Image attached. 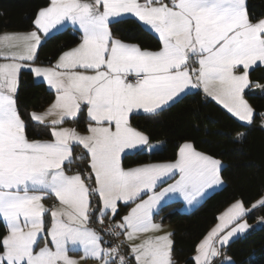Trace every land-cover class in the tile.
<instances>
[{"label": "snow or ice", "instance_id": "1", "mask_svg": "<svg viewBox=\"0 0 264 264\" xmlns=\"http://www.w3.org/2000/svg\"><path fill=\"white\" fill-rule=\"evenodd\" d=\"M125 14L158 34V50L113 36L110 24ZM68 22L81 33L80 42L63 51L54 65L33 67L44 38ZM33 25L28 33L0 36V58L8 61L0 63V220L7 227L0 237V264H79L68 255L70 250L83 251L81 259L101 264H127L118 246L102 247V237L88 226L93 194L103 205L100 223L108 210L115 215L119 201L139 200L115 227L123 230L126 241L139 240L130 243L136 264H174V233L143 239L140 234L161 229L153 222V212L172 201V194L192 205L207 189L222 184L223 165L185 141L172 162L125 168L122 155L127 152L161 148L131 125L130 115H155L182 94L202 88L240 121L251 123L254 109L243 94L250 66L264 64V19L252 22L246 0H50ZM192 57L198 68L190 67ZM238 66L244 69L241 74L234 72ZM22 68L55 92L44 112L29 114L34 123L50 127V139H30L26 133L17 102ZM82 106L92 122L87 134L60 126L68 118L77 119ZM74 145L86 150L87 179L94 178V187L80 172L69 175L65 170L73 162ZM143 195L147 198L141 199ZM49 196L60 206L47 208L42 201ZM257 207H264V198L251 209L238 199L219 214L218 223L196 245L195 264H213L221 248L250 228L243 218ZM40 238L45 240L42 247ZM221 264L234 261L225 257Z\"/></svg>", "mask_w": 264, "mask_h": 264}, {"label": "trees", "instance_id": "2", "mask_svg": "<svg viewBox=\"0 0 264 264\" xmlns=\"http://www.w3.org/2000/svg\"><path fill=\"white\" fill-rule=\"evenodd\" d=\"M49 3L50 0H0V32L34 29L36 14ZM246 6L252 21L264 17V0H246ZM110 28L114 37L137 43L144 49L157 50L161 46L158 36L133 16L117 19L110 24ZM80 35L72 27L52 33L39 46L34 63L52 64L63 51L80 42ZM249 78L251 84L245 90V96L255 112L253 121L249 124L238 120L202 90L187 92L155 115L134 113L130 117L131 124L146 133L150 141H163V145L157 151L126 153L123 156L125 167L175 159L178 145L185 141L192 142L198 151L223 161L221 177L224 185L221 188L208 194L189 212H182V201L175 200L161 206L156 214L163 223L172 226V254L176 263L195 264L196 245L228 205L239 199L250 208L264 196V93L258 89L259 86H264V65L252 68ZM54 98V90H50L45 82L37 81L33 72L29 69L21 71L17 102L30 139L51 138L50 127L34 123L29 114L45 109ZM89 122L86 106L82 107L78 118L72 120L73 125L81 130H86ZM240 133H243V137L238 139L237 134ZM75 152L79 151L76 149ZM69 165L70 171H80L84 176L90 172L87 155ZM86 181L91 187L95 186L94 178ZM100 207L98 195L93 194L91 224L101 229L108 240L109 234L97 219ZM128 207L119 204L116 218H120ZM247 217L251 222L264 217V207H258ZM6 233V224L0 220V237ZM225 251L234 259V264H264V226L237 237ZM127 258L128 264H136L132 257Z\"/></svg>", "mask_w": 264, "mask_h": 264}, {"label": "rangeland", "instance_id": "3", "mask_svg": "<svg viewBox=\"0 0 264 264\" xmlns=\"http://www.w3.org/2000/svg\"><path fill=\"white\" fill-rule=\"evenodd\" d=\"M164 2H165V1H164ZM165 3H167V1H166ZM66 27H68V26H66ZM66 27H64V28H66ZM64 28H62V29H64ZM62 29H60V30H62ZM33 30H34V29H33ZM30 31H32V30H29V31H3V32H0V36H2V35H4V34H13V33H16V34H23V33H28V32H30ZM56 32H57V31H56ZM54 33H55V32H54ZM50 35H51V34H50ZM38 48H39V47H38ZM157 50H158V49H157ZM153 51H155V50H153ZM190 67H191V68H198V63H196V58H194V57L190 58ZM23 69H28V68H23ZM53 101H54V100H53ZM170 104H171V103H170ZM48 106H50V105H48ZM48 106H47L45 109H43V110H40V111H32V112L42 113V112H44V111L48 108ZM86 113H87V108H86ZM140 113H142V112H140ZM133 114H134V113H133ZM78 115H79V114H78ZM131 115H132V114H131ZM131 115H130V117H131ZM53 118H55V117H48V118H46V119H47V120H51V119H53ZM72 120H73V119L68 118V119H66V120L63 122V124L60 125V126H62V127H71V128H75V129L77 130V132H79V133H81V134H87V129H86V130H81V129L77 128L76 126L73 125ZM89 123H92V122L90 121ZM89 123H88V124H89ZM130 123H131V122H130ZM131 125H132V124H131ZM132 126H133V125H132ZM133 127H134V126H133ZM135 128H136V127H135ZM138 130H140V129H138ZM140 131H142V130H140ZM142 132H143V131H142ZM145 134H146V133H145ZM49 139H50V138H49ZM158 142L161 143V147H162V145H163V141H150V140H149V144H151V145H155V144H157ZM76 149L79 151L78 153L75 152ZM196 150H197V149H196ZM133 151H135V150L129 151V152H127V153H130V152H133ZM145 151H148V150H147V146H145ZM197 151H198V150H197ZM81 152L86 153V150H83L82 146H80V145H74V146H73V162L77 160V156H78L79 153H81ZM86 155H87V153H86ZM124 155H125V154H124ZM124 155H122V165H123V156H124ZM176 158H177V157H176ZM176 158H175V159H176ZM175 159H172V160H166V161H156V162H172V161H174ZM216 159H218V158H216ZM219 160L222 162V165H223V161H222L221 159H219ZM88 162H89V158H88ZM146 163H155V162H146ZM141 164H143V163H141ZM137 165H139V164H137ZM137 165H133V166H130V167H134V166H137ZM123 166H124V165H123ZM124 167H125V166H124ZM69 168H70V165L66 163V165H65V170H66L67 174H69V175H71V174H75L76 172H80V171H70ZM125 168H128V167H125ZM80 174L82 175V178L85 179V183L88 184V182L86 181V179H87L86 177H87L88 173H86V176H84V174H83L82 172H80ZM178 178H179V177H178V175H177V176L173 177V179L168 180L165 184H161V185H159V186L157 187L156 191H159L161 188L166 187L167 184L174 182V180H175V179H178ZM221 178H222V177H221ZM222 180H223V179H222ZM223 182H224V181H223ZM223 185H224V184H222V186H223ZM222 186H221V187H222ZM218 189H219V188H218ZM97 195H98V194H97ZM172 195H173V199H172V201H175V200H177V199L180 200L181 198H179V197H182L179 193H175V194H172ZM146 198H147V195H143V196H141V199H146ZM181 200H182V199H181ZM42 202L45 204V206H46L47 208H53V207H59V206H60V205H59V201L55 198V196H49V197H46ZM138 202H139V200H137V201H135V202H128V203H125V202H123V201H119L118 204H117V211H118V209H119V204H125V205H128L129 207H128L127 211H126V212H125L120 218H116V214H117V212L115 213V215H113V213H112L110 210H108V211L106 212V214L104 215V217H103V223H100V217H99V212H98V217H97V219H98V223H100L101 225L106 224V223H111L113 226H116L117 223L122 222V217L125 216V215H127L128 212L131 210V208L135 206V203H138ZM170 202H171V201H170ZM234 202H235V201H234ZM234 202H232V203H234ZM232 203H231V204H232ZM100 204H101V207H100V209H101V208L103 207L101 201H100ZM231 204H230V205H231ZM230 205H229V206H230ZM244 205H245V204H244ZM229 206H228V207H229ZM180 207H181L180 210H181L182 212H189V211H191V210L193 209V207H195V206L188 205L186 201L182 200V203H181ZM228 207H226V209H227ZM160 208H161V206H158L157 209L154 210V212H153V222H154V223H159V224H161V226H162L161 229H160L159 231H155V232L141 233V234H140V239H143L145 236H148V235H163V234H165V233L172 232V226H171L169 223H163L158 217H156V214L159 212V209H160ZM245 208L250 209V208H248L246 205H245ZM226 209H224V211H225ZM224 211H222L221 213H223ZM90 212H91V197H90ZM221 213H220V214H221ZM247 216H248V215H246L243 219L247 221V223L250 225V228H249L244 234H240V235H238L237 237L244 236L245 234H247V233H248L249 231H251L252 229H255V228H259V227H263V226H264V223H260L261 220H264V217H259L256 221L251 222V221L248 219ZM44 219H45V222H46V227L50 226V222H51L50 212L47 213V214H45ZM91 223H92V222H91V216H90V220H89V224H88V226L91 227V228H94V229L100 234V236L102 237V240H101V246L104 247V248H110V247H112V246L109 244L108 240H107V236H106V234H105L101 229H97V228H95ZM216 223H218V221H217ZM216 223H215V224H216ZM215 224H214L213 226H215ZM213 226H212V227H213ZM212 227H211V228H212ZM211 228H210V229H211ZM120 233H121V234L118 236V239H117V241H118V247H119V254H120V255H123V256H126V257H129V258L132 257V258L134 259V261H135L134 256L131 254L130 243H138L139 240L134 241V242H128V241H126V238H125V236H124V234H123V230L120 229ZM6 234H7V233H6ZM206 234H207V233H206ZM45 235H46V233H45V234H42V237L45 236ZM237 237L233 238L231 241H233V240L236 239ZM48 240H49V246H51V244H50V237L48 238ZM44 243H45V240H44L43 238H40V239H39V242H38V247H42V246H44ZM69 247H70V249H71L72 246L70 245ZM226 248H227V247H226ZM226 248H221V249H220V251H221V256L215 258V259L213 260V264H221V261L224 260L225 257H228V258H230L232 261H234V259H233V258L227 253V251H225ZM2 251H3V250H2ZM124 252H125V253H124ZM68 255H69L70 257L76 259V260L79 262V264H101V261L96 260V259H92V258L81 259V257H83V255H84V254H83V251H79V250H77V251H73V250H70L69 253H68ZM195 255H196V252H195V254H194V257H195ZM172 258H173V254H172ZM114 260H118V257L114 258ZM173 261H174V260H173ZM135 263H136V261H135ZM174 264H181V263H176V262H174Z\"/></svg>", "mask_w": 264, "mask_h": 264}, {"label": "crops", "instance_id": "4", "mask_svg": "<svg viewBox=\"0 0 264 264\" xmlns=\"http://www.w3.org/2000/svg\"><path fill=\"white\" fill-rule=\"evenodd\" d=\"M166 2L167 0H163V2ZM167 3H169L170 4V2H168L167 1ZM46 7V6H45ZM127 16H133V17H135L134 15H132V14H125L123 17H127ZM123 17H121V18H123ZM136 18V17H135ZM118 19H120V18H118ZM138 19V18H137ZM260 19H264V17H262V18H260ZM252 22H256V21H252ZM66 26H68V27H72V28H74L71 24H70V22H68V23H66L62 28H64V27H66ZM146 27V26H145ZM62 28H60V29H62ZM59 29V30H60ZM75 29V28H74ZM33 30V29H32ZM54 32H56V31H54ZM53 32V33H54ZM43 35V34H42ZM157 36H158V34H156ZM115 38H117V37H115ZM119 39V38H118ZM123 41V40H122ZM124 42H126V43H133V44H137V43H134V42H127V41H124ZM77 45V44H76ZM76 45H74V46H72V47H75ZM72 47H70V48H72ZM70 48H68V49H70ZM142 48V47H141ZM67 49V50H68ZM142 49H144V48H142ZM147 50H150V49H147ZM66 51V50H65ZM59 57V56H58ZM58 57H57V59H58ZM56 59V60H57ZM56 60L52 63V64H36V63H33V67H36V66H40V67H50V66H52V65H54V63L56 62ZM4 62H8V61H5L3 58H0V63H4ZM25 63H27V62H25ZM258 65H264V64H260L259 62H258ZM255 66H257V65H253V66H250V68H249V70H248V72L252 69V68H254ZM23 70V68L21 69V71ZM21 71H20V73H21ZM244 71V69H243V67L242 66H238L236 69H234V72L236 73V74H241L242 72ZM20 73H19V78H20ZM34 74V73H33ZM34 78L37 80V81H42V80H38V78H36L35 76H34ZM46 83V82H45ZM251 84V82H250V78H249V85ZM48 86V85H47ZM49 87V86H48ZM249 87V86H248ZM247 89V88H246ZM245 89V90H246ZM258 89L262 92V93H264V86H259L258 87ZM195 90H202V88H200V89H195V88H193V89H191L190 91H195ZM190 91H188V92H190ZM203 91V90H202ZM182 95H184V94H182ZM244 99L249 103V105L252 107V105L250 104V102L248 101V99L246 98V96H245V92H244ZM211 98V97H210ZM213 99V98H212ZM214 100V99H213ZM216 101V100H215ZM217 102V101H216ZM218 103V102H217ZM219 104V103H218ZM222 106V105H221ZM49 107V106H48ZM83 107V106H82ZM223 107V106H222ZM253 108V107H252ZM254 114H255V112H254ZM233 115V114H232ZM234 116V115H233ZM237 118V117H236ZM253 118H254V116H253ZM238 119V118H237ZM239 120V119H238ZM241 122H243V123H246V124H249L248 122H244V121H241ZM223 181V180H222ZM222 184H224V182L222 183ZM222 184H220V185H216V186H214L213 188H211V189H207L206 190V192H205V194L201 197V198H199L198 199V201H196V202H194L193 204H192V206H197L198 204H200L204 199H205V197L208 195V194H210L211 192H213L214 190H216V189H218V188H221V186H222ZM179 198H181L182 200H184L183 199V197H179ZM261 198H264V196L263 197H261ZM260 198V199H261ZM180 199V200H181ZM259 199V200H260ZM177 200H179V199H177ZM181 200V201H182ZM258 201V200H257ZM256 201V202H257ZM256 202H254L253 204H255ZM252 204V205H253ZM229 206V205H228ZM227 206V207H228ZM195 207H193V208H195ZM249 208V207H248ZM252 208V206H250V209ZM258 208V207H257ZM257 208H255V209H257ZM226 209V208H225ZM254 209V210H255ZM254 210H252V211H254ZM224 211V210H223ZM251 211V212H252Z\"/></svg>", "mask_w": 264, "mask_h": 264}, {"label": "built area", "instance_id": "5", "mask_svg": "<svg viewBox=\"0 0 264 264\" xmlns=\"http://www.w3.org/2000/svg\"><path fill=\"white\" fill-rule=\"evenodd\" d=\"M102 228L109 234L108 242L109 244L113 246H118V236L114 235L113 233L120 232V229L113 226L111 223H106L102 225ZM128 264V258L125 256Z\"/></svg>", "mask_w": 264, "mask_h": 264}, {"label": "water", "instance_id": "6", "mask_svg": "<svg viewBox=\"0 0 264 264\" xmlns=\"http://www.w3.org/2000/svg\"><path fill=\"white\" fill-rule=\"evenodd\" d=\"M81 153L77 156V160H81V159H83L85 157L86 154L83 152L84 153V156H83V158H81Z\"/></svg>", "mask_w": 264, "mask_h": 264}, {"label": "bare ground", "instance_id": "7", "mask_svg": "<svg viewBox=\"0 0 264 264\" xmlns=\"http://www.w3.org/2000/svg\"><path fill=\"white\" fill-rule=\"evenodd\" d=\"M125 253V252H124Z\"/></svg>", "mask_w": 264, "mask_h": 264}]
</instances>
